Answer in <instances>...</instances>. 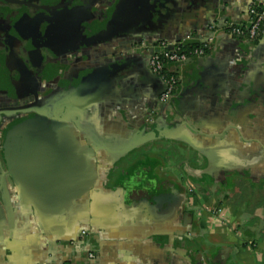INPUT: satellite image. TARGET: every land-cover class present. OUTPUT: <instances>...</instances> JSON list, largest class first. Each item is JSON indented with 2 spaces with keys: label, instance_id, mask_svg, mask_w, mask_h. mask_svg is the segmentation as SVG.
Listing matches in <instances>:
<instances>
[{
  "label": "crops",
  "instance_id": "obj_1",
  "mask_svg": "<svg viewBox=\"0 0 264 264\" xmlns=\"http://www.w3.org/2000/svg\"><path fill=\"white\" fill-rule=\"evenodd\" d=\"M119 1L111 33L76 50L75 87L83 74L127 65L86 112L49 132L55 139L36 150L22 186L0 178V264H264V28L253 43L217 32L246 25L248 8L263 0ZM141 8L143 19L118 32L121 16ZM211 36L208 57L175 65L171 124L194 147L156 141L109 152L150 128L161 93L130 50ZM181 210L194 215L187 236L177 234Z\"/></svg>",
  "mask_w": 264,
  "mask_h": 264
},
{
  "label": "flooded vegetation",
  "instance_id": "obj_2",
  "mask_svg": "<svg viewBox=\"0 0 264 264\" xmlns=\"http://www.w3.org/2000/svg\"><path fill=\"white\" fill-rule=\"evenodd\" d=\"M120 3L119 0H0V83L2 88H7L0 95V178L10 175L8 167L6 171L3 170V165L7 166L3 145L7 134L14 127L25 122H41L47 132H54L57 129L52 126L59 127L75 116V90L85 77L83 74L77 79L75 87L76 72L82 64L76 50L93 39L97 40L100 34L107 36V33H111L108 21L118 18L120 14L112 12ZM140 10L138 15L134 9H130L128 15L121 16V19L129 17L131 21L136 20L145 13L144 8ZM142 19L143 16L138 21ZM232 37L242 43L256 40ZM161 44L164 43L154 40L130 50L132 55L142 60L151 75L148 59ZM5 69L8 70L6 74ZM154 77L161 85V93L148 113L150 128L147 131L154 128L156 123L158 126H176L171 123L177 113L175 97L179 79L171 97L161 103L163 85L158 77ZM69 98L74 101L68 111L61 110L63 102ZM18 140L27 147L36 146L31 136ZM181 213L176 220L177 225L179 223L177 234L187 236L189 218L194 215L184 210ZM83 232L78 242L84 246L89 234L85 230Z\"/></svg>",
  "mask_w": 264,
  "mask_h": 264
},
{
  "label": "water",
  "instance_id": "obj_3",
  "mask_svg": "<svg viewBox=\"0 0 264 264\" xmlns=\"http://www.w3.org/2000/svg\"><path fill=\"white\" fill-rule=\"evenodd\" d=\"M145 5L146 7L148 6L147 3ZM142 16L143 14L138 16V18L139 17L141 18ZM138 18L136 20L131 21V19L128 17L127 19H125L128 23H126V21L125 23L117 22L116 24L118 27L117 28L118 32H120V30L122 29H126L135 24H138L139 22ZM103 37L104 36L100 34L97 36V40H101ZM166 45L168 46V50H172L173 44H166ZM189 62H191V60H187L184 63H189ZM125 65H127V62L121 64L120 66L119 65L112 66L111 68L102 70L101 72L88 74L87 76L84 77L83 82L75 90V111H78L77 114L79 115L83 114L88 110L91 103L94 104L96 103L98 98L97 96L101 93L102 85L107 82L109 77L110 78L113 77L116 74L117 70H121ZM73 101L74 100H72V98H69L67 101L63 102L61 110L68 111ZM45 127L46 126L41 122H35V123L25 122L14 127L7 134L5 143L3 145L4 157L8 167L9 174L15 178L18 177L16 178V180L20 186H22L21 184H24L23 177H26L28 175V172L30 171V169L28 168L31 166V163H33L35 160L36 150H38L39 146L43 145L44 143L52 144L55 139V137L51 133L46 131ZM52 128L59 129V127H54V126H52ZM22 135L24 137L31 136L33 138H36L37 140L34 142L36 143V146L35 144H33L31 148L26 147L22 149L20 145H24L25 143H21L18 140V138ZM156 141L175 142V143L185 144L189 147H194L191 136L188 134L187 131L183 129L182 126L178 125L172 127L166 124H161L158 126L156 123L154 128H152L149 131L142 129L139 132H137L131 139H129L126 143L121 145L119 149L108 150V151L114 153L115 155H124L140 148L143 145ZM100 149L105 150V147H100ZM89 153L91 152L89 151ZM85 154L87 155V153ZM42 161L44 160L43 159L40 160L39 163H41ZM55 162L56 161H54L53 163ZM21 167L23 168L21 170L23 171V174L22 172L20 174L18 173L19 171L18 169ZM41 171H43V169H37L35 171V175L39 176ZM83 231L84 229L80 231L79 235ZM85 231L87 232V230Z\"/></svg>",
  "mask_w": 264,
  "mask_h": 264
},
{
  "label": "built area",
  "instance_id": "obj_4",
  "mask_svg": "<svg viewBox=\"0 0 264 264\" xmlns=\"http://www.w3.org/2000/svg\"><path fill=\"white\" fill-rule=\"evenodd\" d=\"M248 15L249 21L245 27H241L238 24H227L217 32L222 36H235L249 40L256 39L264 26V0L250 6ZM213 40L214 36H211L207 41L198 44L190 51L184 50L186 42L174 44L172 50H168L166 44H161L159 49L151 54L147 65L150 72L158 77L163 85V92L160 96L161 103L168 101L177 84L178 76L175 71V65L195 58H204V56H207L211 52ZM83 234L84 232L81 233V235Z\"/></svg>",
  "mask_w": 264,
  "mask_h": 264
},
{
  "label": "trees",
  "instance_id": "obj_5",
  "mask_svg": "<svg viewBox=\"0 0 264 264\" xmlns=\"http://www.w3.org/2000/svg\"><path fill=\"white\" fill-rule=\"evenodd\" d=\"M241 27H245V25H240ZM198 44H194V45H190L189 43H187L185 46H184V50L186 51H190V50H193Z\"/></svg>",
  "mask_w": 264,
  "mask_h": 264
}]
</instances>
